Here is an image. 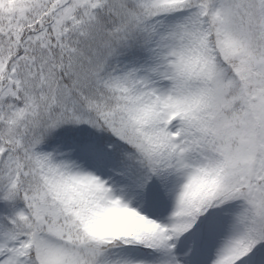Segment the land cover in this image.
Returning a JSON list of instances; mask_svg holds the SVG:
<instances>
[{"label":"snow or ice","instance_id":"obj_1","mask_svg":"<svg viewBox=\"0 0 264 264\" xmlns=\"http://www.w3.org/2000/svg\"><path fill=\"white\" fill-rule=\"evenodd\" d=\"M0 264H264V0H0Z\"/></svg>","mask_w":264,"mask_h":264}]
</instances>
